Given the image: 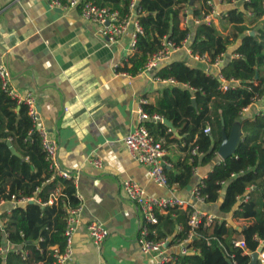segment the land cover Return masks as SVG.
<instances>
[{
    "label": "trees",
    "instance_id": "16d2710c",
    "mask_svg": "<svg viewBox=\"0 0 264 264\" xmlns=\"http://www.w3.org/2000/svg\"><path fill=\"white\" fill-rule=\"evenodd\" d=\"M89 1L118 10L122 15L129 9V0ZM221 1L241 3V6L224 13L218 25L191 23L181 28L185 10L189 9L194 19L202 21L212 11L209 4L212 0H194L192 6V0H139L143 33L137 36L134 54L123 67L117 68L136 76L159 52L165 37L182 46L190 35L192 54L207 55L212 61L227 54L221 74L226 80L240 82L237 88L223 92L217 76L182 60L155 72L161 81L174 79L179 83L158 91L155 104L143 105L148 114L169 120L178 131L179 138H172L173 132L163 122H146L165 148L177 143L185 154L166 169L170 185L186 188L199 163L209 165L216 161L223 131L230 135L233 125L242 119L243 137L236 153L217 162L198 187L204 204L220 203V212L232 213L236 219L252 220L242 232L227 226L226 220L205 222L188 245L190 252L168 264H230L229 260L232 264H251V257L231 240L240 233L252 253L264 243V112L242 118L245 108L264 99V0ZM252 32L255 34L251 35ZM207 126L211 128L209 134L205 133ZM9 141L22 157L13 155ZM195 148L196 155L192 153ZM13 197L36 202L2 214L0 248L6 240L13 247L22 246L28 256L24 259L13 248L5 258L0 257V264H53L54 249L64 252L66 248L68 210L81 207L82 201L73 180L50 170L42 138L34 128L28 107L12 98L0 80V199L12 201ZM191 208L175 207L166 214H158L151 239L170 240V245L185 241L191 231L188 224Z\"/></svg>",
    "mask_w": 264,
    "mask_h": 264
},
{
    "label": "crops",
    "instance_id": "0c3cea01",
    "mask_svg": "<svg viewBox=\"0 0 264 264\" xmlns=\"http://www.w3.org/2000/svg\"><path fill=\"white\" fill-rule=\"evenodd\" d=\"M212 4L221 13L237 7L221 0H212ZM215 23L218 25L219 20ZM133 38L131 27L119 41L110 42L102 28L84 20L79 10L53 9L49 0H0V64L11 71V88L23 98L29 94L34 98L38 126L58 142L60 167L72 173L82 201L74 258L68 264H151V258L140 250V214L122 188L123 181L138 182L150 196L177 197L193 205L194 190L222 161L218 156L209 165L199 163L186 188L170 189L158 186L148 168L132 158L125 138L140 124L141 101L153 105L157 92L171 86L157 80L155 73L131 76L117 71L134 54ZM179 60L208 74L221 73V68L198 61L189 45L181 47L161 67ZM262 107V102H254L243 117L260 113ZM172 132V138H179L177 130ZM166 149L172 165L185 155L177 143ZM93 159H101L102 168L95 167ZM26 203L12 200L0 204V226L4 225L2 214ZM194 204L239 232L252 223L251 219L220 212V203ZM91 222L101 224L110 234L101 246L89 234ZM234 237L243 238L240 233ZM168 244V253L174 256H181L189 245H170V240ZM261 247L264 251V243ZM2 248L6 256L13 248L23 249L6 240ZM245 253L253 254L249 250ZM259 262L264 264L260 258Z\"/></svg>",
    "mask_w": 264,
    "mask_h": 264
},
{
    "label": "built area",
    "instance_id": "2783aa9c",
    "mask_svg": "<svg viewBox=\"0 0 264 264\" xmlns=\"http://www.w3.org/2000/svg\"><path fill=\"white\" fill-rule=\"evenodd\" d=\"M8 2H16L19 0H7ZM249 1V0H244ZM222 2V1H221ZM50 6L53 9H77L79 10L82 18L86 21L93 22L102 28L103 34L109 39L110 42H117L126 34H128L131 27H134V38L132 43L133 51L136 49V42L138 34H142L143 30L140 25L139 17L142 10L139 5V0H129L128 12L122 15L118 10H113L110 7H103L96 5L89 0H49ZM223 3V2H222ZM236 3V2H234ZM231 3V4H234ZM213 6L212 2H209ZM224 13L219 12L213 6L211 13L205 17L204 20H196L193 18L189 9L185 10L182 17L181 25L183 28H187L191 23L199 25L201 23H211L223 18ZM191 37H188L183 41L182 46H178L174 41L165 37L162 41V46L159 52L154 54L148 62L145 64L142 73H149L154 68H160L163 62L169 60L173 54H175L181 47H185L190 44ZM194 55V54H193ZM198 61L208 63L216 68H222L227 61V54H222L217 57L215 61L207 55L200 56L194 55ZM217 78L221 82V90L227 92L237 88L240 82L236 79L226 80L220 73ZM12 79L11 71L6 64H0V80L2 88L19 104H25L29 110V116L32 119L34 128L38 131L42 138L43 151L46 155V160L49 162L50 170L55 175L65 179L73 180L72 173L63 170L59 164V145L58 142L49 136V133L44 128L38 126L39 112L37 110L36 102L34 98L29 94L27 97H21L10 86ZM161 81L160 79H157ZM171 86L179 85L174 79H168L162 81ZM264 103V99L257 100ZM255 101V102H257ZM147 104L145 100L141 101V107L139 109L140 124L125 138V145L128 148L133 159L140 164L146 166L149 171V175L152 180L160 187L172 188L169 179L166 174V169L172 167V164L167 159L168 152L162 142H158L150 129L147 127L146 122H163L164 119L155 114L151 116L148 114L143 105ZM249 107L244 109V113L249 111ZM264 112V105L261 109ZM211 132L210 126H207L205 133ZM192 153L197 154V149H193ZM95 167L102 168L103 163L101 159H93L91 162ZM122 188L127 194L128 199L134 203L139 211L141 225L139 227L138 244L143 254L151 258V264H168L173 262L177 256L170 255L168 253V240L155 241L151 239L152 226L158 224V214H166L170 208L180 207L187 210L188 207H192L189 214V226L191 228L189 237L183 241L184 244H190L192 238L195 236L196 231L206 222L211 224L215 218L209 214L200 211L194 203H204L203 198L200 195L199 187L193 192V205L181 200L177 197L159 198L150 196L146 190L136 181L128 179L123 181ZM80 198V197H79ZM12 200H17L13 197ZM24 201H32L33 199H21ZM248 200V197L245 198ZM7 200L0 199V204L6 203ZM54 202V198L51 199V204ZM81 207L68 210V217L66 220L65 236L67 238V244L64 252H60L58 248H55L54 262L53 264H68L74 258V235L77 232L80 223ZM89 234L97 246H101L109 238V232L99 223L91 222L88 226ZM235 247L241 248L244 251L247 250V244L243 238L233 237L231 240ZM17 252L25 259L28 256V252L21 249ZM190 252L188 246L183 249L182 255H186ZM6 251L0 248V257L5 258ZM260 260L264 261V251L259 256Z\"/></svg>",
    "mask_w": 264,
    "mask_h": 264
},
{
    "label": "water",
    "instance_id": "95a60500",
    "mask_svg": "<svg viewBox=\"0 0 264 264\" xmlns=\"http://www.w3.org/2000/svg\"><path fill=\"white\" fill-rule=\"evenodd\" d=\"M193 1L194 0H192L191 5H193ZM254 34H255L254 32L251 33V35H254ZM157 70H158L157 68H154L149 72V74L153 75ZM193 105L195 107L197 105L195 99H193ZM242 118H244V117H242ZM241 122H242V119H240L239 121H237L233 125L230 135H228L225 132V130L223 131V141H222V144L218 150V155L221 157L222 160H227L236 153V150H237V148L240 144V141L243 137V132H242V128H241L242 123ZM163 123L166 124L171 129V131L176 130L174 128L172 122H170L169 120L164 119ZM8 146H9L11 152L13 153V155L18 156V157H22L21 154L14 147V145L11 141L8 142ZM30 203H34V202L31 201ZM262 251H263V248L261 247L251 255V264H258L259 256L262 253ZM229 263L232 264L230 260H229Z\"/></svg>",
    "mask_w": 264,
    "mask_h": 264
},
{
    "label": "rangeland",
    "instance_id": "374dc122",
    "mask_svg": "<svg viewBox=\"0 0 264 264\" xmlns=\"http://www.w3.org/2000/svg\"><path fill=\"white\" fill-rule=\"evenodd\" d=\"M237 6H241V3H236ZM255 115V114H254ZM219 156V155H218Z\"/></svg>",
    "mask_w": 264,
    "mask_h": 264
}]
</instances>
